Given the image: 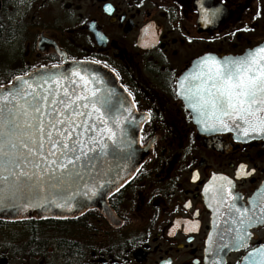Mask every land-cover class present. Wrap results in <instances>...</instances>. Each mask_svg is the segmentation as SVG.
I'll use <instances>...</instances> for the list:
<instances>
[{
    "label": "flooded vegetation",
    "instance_id": "obj_1",
    "mask_svg": "<svg viewBox=\"0 0 264 264\" xmlns=\"http://www.w3.org/2000/svg\"><path fill=\"white\" fill-rule=\"evenodd\" d=\"M260 45L264 0H0V88L42 68L90 63L115 78L143 121L140 166L108 198L113 220L99 209L0 218V264H215L206 255L214 181L233 194L219 202L236 210L229 219L241 244L216 264H260L264 205L249 209L264 185V135L200 130L178 93L201 57Z\"/></svg>",
    "mask_w": 264,
    "mask_h": 264
},
{
    "label": "water",
    "instance_id": "obj_2",
    "mask_svg": "<svg viewBox=\"0 0 264 264\" xmlns=\"http://www.w3.org/2000/svg\"><path fill=\"white\" fill-rule=\"evenodd\" d=\"M198 60L182 77L196 71ZM181 78L178 83L179 96L185 100L199 129L203 131L210 128L221 129L219 124H214L212 118L204 117L193 110L192 102L187 99V95L181 94L186 93L191 77L183 81ZM25 81L27 84L24 83ZM17 87L29 94L52 96L57 101L66 98L65 89L75 96L88 95V101L77 102L80 104L87 102L88 108L79 109L85 115L77 117L78 127L72 129L74 135L87 145L83 149L87 154L74 161L75 169L69 166L72 175L61 176L60 173L65 171L61 169L55 174L54 181L47 180V174L41 177L44 180L42 187H36L35 184L28 186L26 178L22 176L20 183H14L15 177L8 172H3L2 175L7 177V180H0V218L12 221L33 216L43 219H70L90 209H99L109 221H112L114 215L108 205V198L133 178L143 158L137 145L143 121L138 117L132 99L116 83L112 75L85 62L39 69L28 76L15 79L11 85L0 88V92ZM90 90L96 92L94 100ZM23 99L26 100L29 97L26 96ZM93 102L96 108L100 109L102 116L92 108ZM3 103L6 102H0V104ZM40 107L46 113L43 119L47 124L48 120L53 122L56 120V113L52 109H60L61 105L53 104L49 100L42 103ZM89 112L90 116L87 115ZM81 120L87 123L81 124ZM227 128L234 129V132L239 135H244L242 122L237 131H235L237 127L232 122L228 123ZM247 135L257 137L264 135V132H248ZM75 155L78 156L79 152ZM24 170L36 171L30 167H25ZM12 171L19 174L21 170L13 168ZM57 184L58 186H55ZM263 196L264 185L256 191L255 197H252L250 201L249 210L252 213L262 212ZM226 197L234 200L233 194L225 183L214 181L208 187L206 205L213 216L212 228L206 241V255L210 263L216 264L224 260L228 251L235 250L241 245L233 234L235 228L229 219L236 210L234 208L224 210L219 202V199ZM231 204L234 205V202L232 201ZM224 217L228 219L224 220Z\"/></svg>",
    "mask_w": 264,
    "mask_h": 264
},
{
    "label": "snow or ice",
    "instance_id": "obj_3",
    "mask_svg": "<svg viewBox=\"0 0 264 264\" xmlns=\"http://www.w3.org/2000/svg\"><path fill=\"white\" fill-rule=\"evenodd\" d=\"M189 77V87L181 94L187 95L194 111L212 118L214 124L222 128H227L229 122L239 128L242 122L244 135L264 132V45L250 49L242 56L201 57L196 71L189 72L181 80ZM64 91L66 98L59 101L52 96L29 94L19 87L0 92V102H6L0 104V180H7L2 173L8 172L15 177L14 183H20L22 176L28 186L42 187L44 180L41 177L46 174L49 181H54L55 174L61 169L65 170L61 176L72 175L69 166L75 169L74 161L87 154L83 150L87 145L74 135L72 129L78 127L77 117L85 115L79 109H87L88 103L77 102L88 101L89 96H75L67 89ZM90 91L94 100L96 92ZM26 96L29 99L24 100ZM49 100L61 108L52 109L57 118L46 124L43 119L46 113L40 105ZM92 108L98 115H103L94 102ZM80 123L86 124L87 121L81 120ZM77 152L78 156L75 155ZM25 167L36 171H25ZM13 168L21 171L17 174ZM256 251L264 256V246ZM260 264H264V259Z\"/></svg>",
    "mask_w": 264,
    "mask_h": 264
}]
</instances>
